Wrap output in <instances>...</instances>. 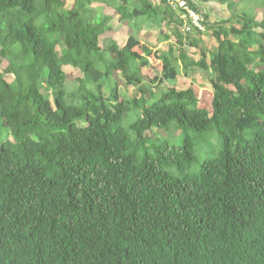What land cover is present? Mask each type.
<instances>
[{
	"label": "trees",
	"instance_id": "obj_1",
	"mask_svg": "<svg viewBox=\"0 0 264 264\" xmlns=\"http://www.w3.org/2000/svg\"><path fill=\"white\" fill-rule=\"evenodd\" d=\"M95 1L121 22L153 26L168 16L178 54L146 44L135 53L132 34L102 48L112 15L95 12ZM186 1L216 42L208 63L202 49L197 61L187 56L166 0L162 11L151 0H73L69 8L65 0H0V57L8 60L0 119L16 125L0 141V264H264V17L238 12L210 23L198 0ZM149 54L158 61L153 84L177 78L179 57L185 76L188 64L205 72L211 112L191 78L149 102L139 68ZM65 65L83 76L71 91ZM115 72L141 96L123 99L117 82L104 95L103 79ZM129 103L138 112L124 128ZM171 121L214 127L218 154L181 176L168 169L195 160L188 140L139 154L146 131Z\"/></svg>",
	"mask_w": 264,
	"mask_h": 264
},
{
	"label": "rangeland",
	"instance_id": "obj_2",
	"mask_svg": "<svg viewBox=\"0 0 264 264\" xmlns=\"http://www.w3.org/2000/svg\"><path fill=\"white\" fill-rule=\"evenodd\" d=\"M72 2L73 0H65V8H69ZM91 6L97 13L112 15V19L108 23L110 29L104 32L99 38V45L102 48H105L111 40H114L119 46H122L124 45L127 37L130 34L134 35L138 40L144 42L149 49H165L167 47V43H170L166 41H159L160 31H164V29L162 28L163 25H159L160 27L153 26L152 28L147 30L145 29L140 31H133L130 28V25H128L129 22L128 24L120 22L118 19L119 15L115 12L114 8L108 6L106 3L102 1H95L91 4ZM231 11V13L233 14L244 12L247 14L256 15V19L261 20V18L264 17V0H239L235 5H233V7H231ZM215 46V40L211 37L210 34H207L204 35L203 43L200 41L197 46L194 47V49H192L193 47L191 46H187L186 53L192 59L197 60L200 57L201 49L207 54L206 50H208L209 52V48L213 50ZM56 49H58V47H56ZM132 49L133 51H136L135 53L141 52V43L140 46L138 45L137 47H134ZM210 52L208 54H210ZM148 59L149 60L147 63L138 64L141 74L145 76L142 84H144V86L148 88V92L146 94L148 95L149 102L154 101L169 87H175L178 90L185 89L187 87L185 81L186 78L182 76L180 67L178 68L179 75L175 80H166L163 81L160 85L158 82H155L154 84L151 83L148 80V77L153 78L154 75L157 74L156 67L158 65V61L154 58L153 54H149ZM7 66L8 60L4 57H0V71H4ZM63 70L66 72L67 76L65 89L69 91L76 89L78 87V80L83 77L80 70L68 65L63 66ZM43 71L46 73V69L43 68ZM188 73L189 75L199 77L203 82L206 81V73H204L202 70H199V68L195 66L188 67ZM4 79L10 82L12 80V75L5 73ZM103 81L105 84V89L103 90L104 95L106 96L110 94V90L115 82L118 83L119 95L123 99L129 100L134 95H137L138 97L141 96V92L137 91V86L125 85V80L119 78L117 76V72H115L114 74H110L108 77L104 78ZM197 98L199 99V106L211 112V95L209 91L202 89V91L198 93ZM127 106V114L120 123L124 128H126L135 120L138 112L130 103L127 104ZM15 127V124H11L7 129L1 124L0 119V141L6 138L11 139ZM145 134L146 142L143 148L140 147L139 154L142 153V150L145 149L150 152V150L154 146L180 147L181 145H183L184 140H188L191 143L192 150L195 155V160L192 162V164L182 172L176 171L173 167L168 169L177 176H181L186 173L197 172L204 161L212 159L218 154L222 145L221 136L214 127H211L205 131H195L192 129L182 130L176 128V123L174 121H171L166 128L152 127L147 130Z\"/></svg>",
	"mask_w": 264,
	"mask_h": 264
},
{
	"label": "crops",
	"instance_id": "obj_3",
	"mask_svg": "<svg viewBox=\"0 0 264 264\" xmlns=\"http://www.w3.org/2000/svg\"><path fill=\"white\" fill-rule=\"evenodd\" d=\"M151 1L153 3H156L155 5H157L159 7L158 8L159 11H162V9H163L162 5L163 4H161L160 0H151ZM196 4H197L198 8L200 9V11L207 16V21L210 23H214V22H218V21H225V20L229 19V17H231V15L233 14V13H231L232 12L231 7L229 6V3L227 0H198ZM159 17L161 18V20L162 19H164V20H162V22H160L159 24H153L154 27H156V26L160 27L159 25H163L162 28L164 29V31L163 32L160 31L159 41H166V42H170V43H167V47L165 49H161V50L158 49V50L167 51L170 47H172L173 50L175 51V54H178V51H176V49L179 46L175 45L176 44L175 43L176 42V38H175L176 36L174 34V33H176V23L175 22L167 23L168 16H164L161 13L159 14ZM128 22H129V24H128ZM122 23H124V24L127 23L128 25H130V28H131V26L135 25L134 28H131L133 31H138V30L140 31V30H145V29L147 30V29H150L153 27V26H149L148 23L147 24L146 23H143V24L138 23L137 18H135V20L133 22L132 21H122ZM207 34H209V31H208V33L205 32L201 35H196V33L190 28V26L187 23H183L181 21V27L179 29L178 35L180 36L181 41L183 42L182 47L184 48L185 53L187 52V46H189L188 45L189 41H192L194 43L193 44L194 46H191V47H193L192 49H194V47H196V45H195L196 43H195V41H193L191 39V36H195L198 39V42L201 41L203 43L204 35H207ZM166 38H168V39H166ZM138 41L141 44H145L144 42H142L140 40H138ZM151 50L154 51L156 49H151ZM210 50H211V52L213 51L212 49L209 48V52H210ZM206 51L208 54L209 53L208 50H206ZM207 54H206V62L208 63L209 54L208 55ZM147 59H148V56H147ZM190 59H191V57H190ZM193 60H195V59H193ZM195 61H197V60H195ZM178 63L180 64V71L182 73V76H184L186 78L185 79L186 86L191 85L190 84V78H191L192 80L196 79L198 84H201L200 87H198L196 84H192V87H194L197 90V92H200V90H202V89L208 90L209 86H208L207 78H206V81L203 82V81H201V79L199 77H196L194 75H189L188 67H191V66H189V64H188L187 69H186L187 76H185L183 69H182V66H183V64H186V61L182 62V59H180V57H179ZM206 76H207V74H206Z\"/></svg>",
	"mask_w": 264,
	"mask_h": 264
},
{
	"label": "built area",
	"instance_id": "obj_4",
	"mask_svg": "<svg viewBox=\"0 0 264 264\" xmlns=\"http://www.w3.org/2000/svg\"><path fill=\"white\" fill-rule=\"evenodd\" d=\"M166 3L171 10L177 12L183 23H187L201 33L206 32L204 17L200 12L189 6L186 0H166Z\"/></svg>",
	"mask_w": 264,
	"mask_h": 264
}]
</instances>
